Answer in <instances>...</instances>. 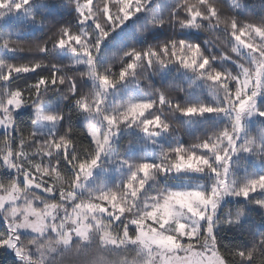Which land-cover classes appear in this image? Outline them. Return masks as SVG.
I'll return each instance as SVG.
<instances>
[{"label": "snow or ice", "instance_id": "1", "mask_svg": "<svg viewBox=\"0 0 264 264\" xmlns=\"http://www.w3.org/2000/svg\"><path fill=\"white\" fill-rule=\"evenodd\" d=\"M204 88L212 102H188ZM180 117L211 122L186 145ZM0 249L264 264V0L259 16L245 0H0Z\"/></svg>", "mask_w": 264, "mask_h": 264}, {"label": "trees", "instance_id": "2", "mask_svg": "<svg viewBox=\"0 0 264 264\" xmlns=\"http://www.w3.org/2000/svg\"><path fill=\"white\" fill-rule=\"evenodd\" d=\"M245 2H246V5L249 7V9L256 14V16L260 15L262 0H245ZM55 17L56 19L53 20V23H55L57 20L63 22V20L68 19L66 14L61 15L59 13H55ZM26 27H27V30L23 33L25 36H39L41 34L39 25L27 24ZM157 31L159 32L158 39H165L166 36L168 35V33H164L162 29L157 30ZM113 35L116 38V40L119 41L123 38L124 33H121L118 31L117 33H114ZM190 35H191V38L194 40V42H200V40L203 39V33H195V34H190ZM150 42L155 43L156 40H151ZM68 55H70V53H68ZM24 57L30 58L31 54L30 53L8 54L9 59H13V58L22 59ZM34 75L35 74H26L27 78L29 79L33 78ZM88 86L91 87L90 81L88 82ZM121 95H127L126 91L122 90ZM180 99L183 102L185 98L180 97ZM187 100L188 102H193V103L199 102L201 100L204 102H212V96L208 92L207 88H204L202 91V94L199 96V99L197 98L196 95H193V96H189ZM66 103L67 102H65V104ZM67 111H71V108H68ZM186 119L188 118L180 117L181 122H184ZM72 122L78 129L83 128V118L74 119ZM210 122H211V119H209L208 122H205V118H198V117L188 119V122L185 124V128L188 130V135L183 136L181 138V142L187 145L193 139V135L195 132L206 133V131L208 130V123ZM26 123L27 125L30 126L31 120H28ZM162 142L167 144L168 142H170V138L169 140L162 141ZM141 143H143V141H141ZM133 156L135 159L155 160L156 158L154 152H152L150 149L145 150L143 148L138 149L133 154ZM186 175H187V178L185 175L174 177L173 180L170 181V183H173L174 186H183L185 184L197 182L191 179V176L194 174H186ZM226 239H232V237L229 236V237H226ZM14 260H15V257L11 252L0 249V264H13Z\"/></svg>", "mask_w": 264, "mask_h": 264}]
</instances>
